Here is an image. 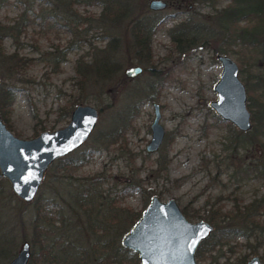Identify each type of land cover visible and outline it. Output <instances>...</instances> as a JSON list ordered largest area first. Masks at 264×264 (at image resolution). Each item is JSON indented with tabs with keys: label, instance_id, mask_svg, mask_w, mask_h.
<instances>
[{
	"label": "rangeland",
	"instance_id": "obj_1",
	"mask_svg": "<svg viewBox=\"0 0 264 264\" xmlns=\"http://www.w3.org/2000/svg\"><path fill=\"white\" fill-rule=\"evenodd\" d=\"M102 1L77 0L67 6L58 0L0 1V24L21 25L17 36L3 35L4 51L16 52L27 61L23 70L11 75L0 64V85L12 84L14 90L7 113L13 133L29 138L62 127L77 103L99 109L93 130L76 148L92 146L90 159L76 169L63 170L53 161L31 201L19 198L0 174L5 180L0 190V240L6 245L0 249V264H8L24 240L31 250L39 249L31 240L38 204L32 202L38 195L51 200L50 215L40 220L41 233L43 241L52 243L50 253L60 258L59 264H101L103 256L115 259L118 249V255L125 257L129 248L121 238L136 220L131 222L133 213L141 214L153 194L163 200L174 197L191 221L205 219L207 207L213 204L224 213L223 224L241 229L206 252L199 264H235L246 254L247 259L254 253L264 255L260 226L264 207L248 206L264 194L262 138L248 141V130L238 129L209 105L216 98L213 85L222 68L217 53H227L238 63L247 102L250 92L256 95L263 90L258 84L264 74L259 47L236 37L224 39L219 20L228 5L245 6L256 0H165L166 7L157 10L148 7L149 0H124L134 10H147L146 14L161 19L152 35L150 65L136 58L126 19L103 24ZM234 19L241 26L255 25L258 37H264V18L237 13ZM184 20L191 28L199 26L200 36L207 39L178 51L169 29ZM111 36L119 42V72L104 85L99 81L81 87L76 81L77 59L91 58L92 44L102 46ZM57 53L64 57L59 60ZM134 64L143 70L135 76L125 74L122 80L125 68ZM146 92H152L153 98L146 99ZM135 99L141 105L123 137L106 147L97 146L98 136L111 126L117 112ZM154 101L160 105L165 134L160 147L150 152L145 145L151 137ZM163 156L168 160L165 170H160ZM133 180L140 186L121 194V188ZM86 186L89 192L81 195ZM250 213L255 214L254 221L246 216ZM82 254L90 259L82 257L85 262L79 263ZM122 264L131 263L124 259Z\"/></svg>",
	"mask_w": 264,
	"mask_h": 264
},
{
	"label": "trees",
	"instance_id": "obj_2",
	"mask_svg": "<svg viewBox=\"0 0 264 264\" xmlns=\"http://www.w3.org/2000/svg\"><path fill=\"white\" fill-rule=\"evenodd\" d=\"M1 1V0H0ZM62 6H67L68 4H73L77 0H58ZM103 8L100 12V18L103 24L107 23L109 25L114 23H120L122 20H127L129 35L131 37V48L134 50L135 56L138 61L142 62L145 65H150L153 62V48H152V35L156 30L157 23L161 20L160 17L155 16V13L146 14L145 10H134L127 1L124 0H103ZM240 13V15L248 16L252 15L256 18H264V0H256L255 3H251L245 6H230L224 8V11L221 13V18L219 20L222 22L221 28L222 33L225 35L224 39L228 36L236 37L241 41L250 44L255 47H259L261 52L262 59L264 60V37L259 38L255 25H238L234 16ZM20 24L9 25V24H0V64L3 69H6L9 72V75L20 72L24 69L26 65V59L23 56L18 55L16 52L5 53L4 48L1 44V39L4 34H10L12 36H17L20 31ZM189 29H191L189 32ZM171 39L174 43L175 48L178 51H184L191 46H195L202 42H205L207 38H203L199 34V26H194L193 28L187 23V20L181 21L179 24H175L169 29ZM91 44V43H90ZM92 50H89L91 58L84 60L79 57L75 66L76 72V81L82 87L84 85L93 84L95 82L102 85L106 84L113 75L117 74L120 70L119 61L117 59V53L119 49V42L116 36H111L110 39L102 46H97L92 44ZM218 51H227V49L216 48ZM57 51V50H56ZM59 60L64 56L61 54L55 55ZM122 80L126 78L125 73L121 75ZM258 84H263V90L254 95L250 92L249 102H247V107L251 111V121L252 127L248 132L250 136H247L245 139L251 141V138L261 139V144L264 146V74L260 76ZM158 91V90H156ZM251 91V90H249ZM253 92V91H252ZM133 95V94H131ZM139 95V94H138ZM14 96L13 85L5 86L4 84L0 85V113L3 120L6 122L7 126L10 128L8 123L7 113L10 109ZM146 99H152L153 93L146 92ZM82 97H79L77 100H82ZM141 105V100L135 99L124 104V106L117 112L116 116L112 120L111 126L98 136L97 146L106 147L111 143L117 142L118 139H121L124 135L126 128L130 125L131 120L138 112L139 106ZM69 113V110L65 112ZM242 142L241 139L238 140ZM264 149V148H263ZM93 147L88 146L83 149H74L73 151L58 157L55 159L54 163L58 168L63 169H76L86 163L92 153ZM168 159L163 158L158 161V167L160 170H165L166 161ZM52 165V164H51ZM49 165V168L50 166ZM4 179H0V190ZM140 184L133 180L127 182L120 190V193L123 194L132 188L139 187ZM89 190L87 186L82 189L81 195L88 193ZM148 197V196H147ZM146 197V198H147ZM51 203L50 199H44L42 196H37L32 203L37 204L35 206L34 214L32 217L34 235L31 239L33 245L38 243L39 249L37 251L34 248L31 250V255L28 261V264H59V257L56 254H51L50 249L52 243H46L44 237L41 233L42 224L41 219H47L51 213ZM50 205V206H49ZM257 206L264 207V194L260 197L255 198L248 206ZM185 214H190L186 209H183ZM224 213L221 211L220 207H215L213 204H210L206 209V214L203 215L205 219L212 222L215 225L214 231L210 236L201 241L200 245L195 251V256L198 260L204 258L205 253L211 251L217 243H220V246L223 243L227 242L231 236L236 235L239 232H242L241 229L235 225L223 224L222 215ZM140 215V212L133 213V218L131 222L137 219ZM59 217L58 215H56ZM251 219L255 220V214L250 213L246 215ZM261 228L264 230V219L260 224ZM7 238V237H6ZM0 240V249L5 248V244ZM51 246V247H50ZM123 250H125L123 248ZM120 254V249L117 250ZM127 255L125 257L116 255L115 259L113 256H109L103 260L101 264H122L123 260H130L131 264H138V256L132 249L125 250ZM247 254L243 255L235 264H246L247 263ZM82 257H87L89 260L90 257L84 256L83 254L79 257V263L85 262V259ZM112 257V258H111ZM261 259L264 258V255L260 256ZM73 260V258H72ZM263 261V260H262ZM94 262H88L87 264H93ZM77 264V263H76Z\"/></svg>",
	"mask_w": 264,
	"mask_h": 264
},
{
	"label": "water",
	"instance_id": "obj_3",
	"mask_svg": "<svg viewBox=\"0 0 264 264\" xmlns=\"http://www.w3.org/2000/svg\"><path fill=\"white\" fill-rule=\"evenodd\" d=\"M166 5L165 0L148 2V7L154 10ZM217 58L222 68L213 85L216 98L210 100L209 105L238 129L249 130L251 112L247 107V91L239 76L238 63L227 53H217ZM142 70L141 65L134 64L127 66L124 72L127 76H135ZM153 112L151 137L145 145L150 152L160 147L165 134L160 122V105L156 101L153 102ZM98 116L96 106L77 103L66 125L23 138L13 133L0 113V174L9 181L12 191L23 201H31L49 165L83 144ZM214 228L213 223L204 219L189 220L174 197L163 200L153 194L140 216L122 236L121 243L137 252L138 264H199L195 251ZM30 255V243L24 240L8 264H27ZM246 264H264V261L254 253Z\"/></svg>",
	"mask_w": 264,
	"mask_h": 264
},
{
	"label": "flooded vegetation",
	"instance_id": "obj_4",
	"mask_svg": "<svg viewBox=\"0 0 264 264\" xmlns=\"http://www.w3.org/2000/svg\"><path fill=\"white\" fill-rule=\"evenodd\" d=\"M181 210H182V212H183V209H181ZM183 213H184V212H183ZM184 215H185V213H184ZM139 216H140V215H139ZM185 216H186V215H185ZM204 220H205V219H204ZM206 220H207V219H206ZM207 221H208V220H207ZM209 222H210V221H209ZM211 223H212V222H211ZM214 226H215V225H214ZM214 229H215V228H214ZM213 231H214V230H213ZM213 231H212V232H213ZM212 232H211V233H212ZM211 233H210V234H211ZM209 236H210V235H209ZM209 236H208V237H209ZM208 237H207V238H208ZM205 239H206V238H205ZM203 240H204V239H203ZM200 243H201V242H200ZM199 245H200V244H199ZM197 248H198V247H197ZM195 257H196V256H195ZM196 260H197V262H198V259H197V258H196Z\"/></svg>",
	"mask_w": 264,
	"mask_h": 264
}]
</instances>
